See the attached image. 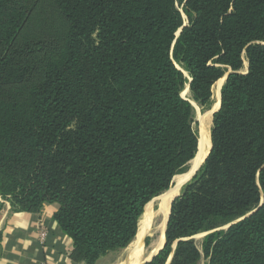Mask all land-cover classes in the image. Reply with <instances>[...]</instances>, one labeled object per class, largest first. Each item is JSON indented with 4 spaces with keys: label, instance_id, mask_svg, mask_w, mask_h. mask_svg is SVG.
I'll list each match as a JSON object with an SVG mask.
<instances>
[{
    "label": "trees",
    "instance_id": "1",
    "mask_svg": "<svg viewBox=\"0 0 264 264\" xmlns=\"http://www.w3.org/2000/svg\"><path fill=\"white\" fill-rule=\"evenodd\" d=\"M228 69L210 152L147 264H264V0H0V197L57 204L75 263L123 250L197 152L183 86L207 108Z\"/></svg>",
    "mask_w": 264,
    "mask_h": 264
},
{
    "label": "crops",
    "instance_id": "2",
    "mask_svg": "<svg viewBox=\"0 0 264 264\" xmlns=\"http://www.w3.org/2000/svg\"><path fill=\"white\" fill-rule=\"evenodd\" d=\"M57 209L44 204L36 213L15 212L0 197V264H84L71 259L73 243L53 220Z\"/></svg>",
    "mask_w": 264,
    "mask_h": 264
},
{
    "label": "bare ground",
    "instance_id": "3",
    "mask_svg": "<svg viewBox=\"0 0 264 264\" xmlns=\"http://www.w3.org/2000/svg\"><path fill=\"white\" fill-rule=\"evenodd\" d=\"M224 83V77L219 79L212 88V107L209 112L200 118V134L198 150L195 157L190 162L188 171L185 174L177 175L173 178L172 186L169 190L160 194L155 201H157V208L153 210L152 203H149V208L142 215L136 237L131 241V243L126 248V258L124 260L119 259L113 264H145L149 262L152 257L157 253V251L163 246L165 238L164 231L169 215L170 204L172 200L177 197L179 191L181 190L184 183L188 182L194 173V171L203 163L207 153L211 147L210 133L208 131L209 124L212 122V114L215 113L220 105V91ZM182 97L188 96V86L181 94ZM210 130V129H209ZM179 196V195H178ZM154 201V202H155ZM159 210V216L162 217L161 226L157 227V211ZM161 212V213H160ZM155 231L160 232V237L158 243H154L153 236ZM149 238V243L147 246L144 244V239Z\"/></svg>",
    "mask_w": 264,
    "mask_h": 264
},
{
    "label": "rangeland",
    "instance_id": "4",
    "mask_svg": "<svg viewBox=\"0 0 264 264\" xmlns=\"http://www.w3.org/2000/svg\"><path fill=\"white\" fill-rule=\"evenodd\" d=\"M183 17H184V19H185V16H183ZM177 68L181 70V68H180L178 65H177ZM229 71H231V70L228 69V70L224 73V75H223L221 78H223V77L225 78L226 74L229 73ZM247 71H248V63H247L246 58L243 57V66H242V69L239 71V73H240V74H246ZM184 74H185V77H188L187 74H186V72H184ZM221 78H220V79H221ZM225 80H226V79H224V82H225ZM223 84H224V83H223ZM186 86H188L187 83L183 86V89H182V91H181V94H182V92L185 90V87H186ZM213 86H214V85H213ZM222 86H223V85H222ZM212 88H213V87H212ZM184 99L189 100V101L191 102V104H192V107H193V123H192V127H193V130H194L195 134L197 135V139H198V141H199L200 126H201L200 118H203V117L209 112V110L211 109L212 104H213L212 98H211V103H210V105H209L207 108L200 107L198 104H196L195 102H193L192 99H191V96H190V94H189V90H188V96H184ZM214 114H215V113H214ZM214 114H212V117H211V121H212V122L209 124V127H207V128H208V131H209V133H210V141H211V131H212L213 116H214ZM76 127H77V121L73 122V123L68 127L67 130H68V131H74V130H76ZM209 129H210V130H209ZM198 143H199V142H197V150H198ZM196 154H197V152H196ZM196 154H195V155H196ZM194 157H195V156H194ZM191 161H192V160H190V161L186 164L185 168L183 169V172L180 173L179 175L185 174V173L188 171L189 166H190V162H191ZM176 176H177V175H176ZM188 180H189V179H188ZM189 181H190V180H189ZM189 181H188V182H189ZM188 182H186V183H188ZM186 183H184L183 186H184ZM171 186H172V185H171ZM171 186H170V188H171ZM183 186H182V188H183ZM170 188H169V189H170ZM182 188H181V190L179 191V194H178V195L181 194ZM169 189H168V190H169ZM178 195H177V196H178ZM1 199H2V198H1ZM2 200H3V199H2ZM262 201H263V199L261 198V202H262ZM157 204H158L157 201H155V202L152 203V208H153V210H156V208H157ZM247 215H248V214H247ZM226 226H228V225H226ZM226 226H223V227H221V228H219V229H216V231H218V230H226V229H227ZM204 234H205V233H201V234H198V235L192 237V239H193V241H194V243H195V245H196V247H197V249L199 250L200 253L202 252V250H201V243H202V240H203V238H204ZM147 239H149V238H147ZM148 243H149V241H148ZM148 243H146V239H144V244H145V246H147ZM127 247H128V246H127ZM127 247H126V248H127ZM126 248H124L123 250H120V251H116V252L110 253V254L107 255L106 257L100 259V261L98 262V264H113L114 262H116V261L119 260V259L124 260V258H126V255H125L126 253H124L125 250H126ZM174 248H175V243H174L173 246H172V252L174 251ZM170 256H172V253L170 254ZM170 256H169V257H170ZM171 258H172V257H171ZM168 259H169V258H168ZM170 261H171V260H170ZM169 263H170V262H169ZM165 264H167V262H166ZM198 264H208V259H206L203 255H201Z\"/></svg>",
    "mask_w": 264,
    "mask_h": 264
},
{
    "label": "water",
    "instance_id": "5",
    "mask_svg": "<svg viewBox=\"0 0 264 264\" xmlns=\"http://www.w3.org/2000/svg\"><path fill=\"white\" fill-rule=\"evenodd\" d=\"M179 32H180V30L176 33V36H178L179 35ZM232 72L231 71H229V73H227L226 74V76H225V78L224 79H226L227 77H228V75L229 74H231ZM184 98V97H183ZM219 108H220V105H219ZM219 108H218V110H219ZM217 110V111H218ZM216 111V112H217ZM215 112V113H216ZM214 114V113H213ZM210 149H211V147H210ZM209 152H210V150H209ZM209 152L207 153V155H206V157H205V159H204V161L206 160V158H207V156H208V154H209ZM204 161H203V163H204ZM202 163V164H203ZM202 164L194 171V173L192 174V176H191V178L189 179V180H191L192 178H193V176L197 173V171L200 169V167L202 166ZM173 181V180H172ZM158 197V196H157ZM157 197H155V198H153L149 203H153L154 201H155V199L157 198ZM177 197H179V196H177ZM177 197H175L173 200H172V202H171V204H170V207H171V205H172V203H173V201L177 198ZM148 203V204H149ZM147 204V205H148ZM146 205V206H147ZM146 206H145V208H146ZM259 206H261V204L259 205ZM144 211H145V209H144ZM170 211H171V208L169 209V214H170ZM255 212V211H254ZM144 213V212H143ZM157 213H158V215H157V227H159V226H161V224H162V217L161 216H159V210L157 211ZM161 213V212H160ZM253 212H251V213H249L248 215H246L245 217H243V218H241V219H239V220H237V221H235V222H233V223H231V224H229L228 226H226V228H228L229 226H231V225H233V224H235L236 222H238V221H240V220H242V219H244V218H247V217H249L251 214H252ZM143 215V214H142ZM168 219H169V215H168V217H167V221H166V225H165V230H166V226H167V223H168ZM138 226H139V223H138ZM137 231H138V227H137ZM207 233H205L204 234V236L206 235ZM136 235H137V232H136ZM136 235H135V237H136ZM164 235H165V231H164ZM134 237V238H135ZM159 237H160V232L159 231H155V234H154V236H153V239H154V243H158V239H159ZM150 240V239H149ZM164 246H165V241H164V244H163V246L157 251V253L152 257V259L149 261V262H151L162 250H163V248H164ZM171 257L172 256H170L169 257V259L167 260V264H169V262H170V260H171ZM149 262H147V263H149ZM147 263H145V264H147Z\"/></svg>",
    "mask_w": 264,
    "mask_h": 264
},
{
    "label": "built area",
    "instance_id": "6",
    "mask_svg": "<svg viewBox=\"0 0 264 264\" xmlns=\"http://www.w3.org/2000/svg\"><path fill=\"white\" fill-rule=\"evenodd\" d=\"M41 237H42V239H44V238H45V234L43 233V234L41 235ZM40 264H45V263H40Z\"/></svg>",
    "mask_w": 264,
    "mask_h": 264
}]
</instances>
